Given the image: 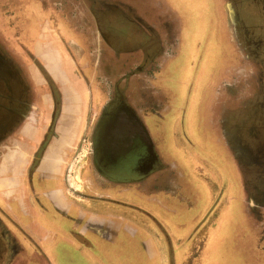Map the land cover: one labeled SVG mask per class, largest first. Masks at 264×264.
I'll use <instances>...</instances> for the list:
<instances>
[{
    "label": "flooded vegetation",
    "instance_id": "af4514ba",
    "mask_svg": "<svg viewBox=\"0 0 264 264\" xmlns=\"http://www.w3.org/2000/svg\"><path fill=\"white\" fill-rule=\"evenodd\" d=\"M26 1L0 0V156L14 139L40 140L34 175L62 133L70 176L84 168L95 184L148 180L158 162L145 115L166 108L170 78L195 36L202 74L205 48L218 50L198 100L201 138L235 169L238 194L264 218V0L225 1L242 54L222 31L218 0L198 1L210 24L200 35L189 33L183 0Z\"/></svg>",
    "mask_w": 264,
    "mask_h": 264
},
{
    "label": "crops",
    "instance_id": "0c3cea01",
    "mask_svg": "<svg viewBox=\"0 0 264 264\" xmlns=\"http://www.w3.org/2000/svg\"><path fill=\"white\" fill-rule=\"evenodd\" d=\"M194 19L189 33L196 34ZM184 60L170 78L166 108L145 115L158 162L148 180L95 184L84 168L70 176L71 143L62 133L34 175L40 140L14 139L1 150L0 234L8 252L0 264H264V218L238 194L235 169L193 120L186 135Z\"/></svg>",
    "mask_w": 264,
    "mask_h": 264
},
{
    "label": "rangeland",
    "instance_id": "374dc122",
    "mask_svg": "<svg viewBox=\"0 0 264 264\" xmlns=\"http://www.w3.org/2000/svg\"><path fill=\"white\" fill-rule=\"evenodd\" d=\"M198 1L200 2V0H183V3L185 5V8L188 9V14L190 17H188V20H192L193 17L195 18L194 20L198 19V22H196L195 24H197L198 27L201 26L206 28H210V24L208 20H205L203 22V18L200 14H198ZM226 0H218V18H219V22L221 23V27H222V31L224 32V34L226 36H229L231 38V40H233L235 42V44H238L236 49L239 51L240 54H242V50H243V46L239 43L240 40H237L236 38V33L234 31V23H232V21L229 20V16L227 14L226 11V6L227 4H225ZM27 3V1L25 0V4ZM28 7H31V5H29ZM190 18V19H189ZM196 34L200 35V31L198 29V31L196 32ZM198 47H200V49H198V52L201 51L202 54V48L201 45L199 43ZM217 47L214 46V43L210 42L207 47L205 48V52L204 54H206V57L208 58L206 61V65L204 68V73L202 74L201 70H198V62L197 61V54L192 55L190 57L185 56V60H184V67L185 69V75L187 76L188 83H186L185 87L183 88L186 92V95L190 98V88L193 86V93L191 95V99H190V103L189 105L187 104V109H186V104L185 102H182V96H180V102L182 104V109H185V113L183 115V122H184V126L185 128V132L187 137L192 136L190 134V130H189V125L191 120H193V122L197 125L200 126V124L202 123L201 121L199 122V116H198V112H197V108H198V100L200 101L203 98V93L205 91L204 87L202 86V84L205 82V75L208 72V69L210 66L213 65V63L216 61L217 59ZM202 57V55H201ZM199 74V76H198ZM200 74H202V77H200ZM212 75V72H211ZM179 77V73L177 72V78ZM200 77V78H199ZM197 92V93H196ZM178 101V98L176 99ZM235 106H238L237 103H235ZM184 105V106H183ZM187 111V112H186ZM197 132H198V128H197ZM198 134H202L205 135L204 133L198 132ZM201 136V135H200ZM194 139V138H193Z\"/></svg>",
    "mask_w": 264,
    "mask_h": 264
}]
</instances>
